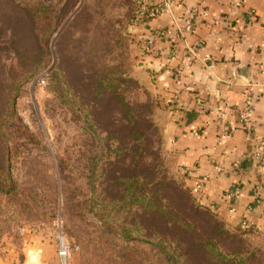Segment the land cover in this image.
<instances>
[{
    "label": "rangeland",
    "instance_id": "rangeland-1",
    "mask_svg": "<svg viewBox=\"0 0 264 264\" xmlns=\"http://www.w3.org/2000/svg\"><path fill=\"white\" fill-rule=\"evenodd\" d=\"M139 1L0 0V175L14 188L0 192V264H59V215L75 245L69 264H169L152 235L182 232L149 206L169 182L187 188L167 156L156 73L132 33ZM31 58L28 69L40 72L12 101L14 74ZM94 69L141 106L137 127L116 105L84 104L79 91ZM231 231L239 238L222 250L243 253L233 263L264 264V238Z\"/></svg>",
    "mask_w": 264,
    "mask_h": 264
},
{
    "label": "crops",
    "instance_id": "crops-1",
    "mask_svg": "<svg viewBox=\"0 0 264 264\" xmlns=\"http://www.w3.org/2000/svg\"><path fill=\"white\" fill-rule=\"evenodd\" d=\"M188 11L194 30L182 36ZM132 33L142 53L155 36L145 67L161 92L172 170L191 190L207 177L200 204L232 230L264 238V157L257 160L259 147L264 154V0H173L172 14Z\"/></svg>",
    "mask_w": 264,
    "mask_h": 264
},
{
    "label": "trees",
    "instance_id": "trees-1",
    "mask_svg": "<svg viewBox=\"0 0 264 264\" xmlns=\"http://www.w3.org/2000/svg\"><path fill=\"white\" fill-rule=\"evenodd\" d=\"M154 49L155 45H146L143 50L147 53H153ZM3 50L5 49L1 44L0 53ZM35 61L31 58L21 62L19 73L16 71L17 73L14 74V77L18 78V80L13 78V84H11L12 95H14L12 101L19 94L21 82L34 77L40 72L39 65L35 69H28L29 63L33 64ZM101 71V69L91 71L88 77L91 81L88 82L87 86H84L83 91H79V94L83 95L81 98L84 99V104L91 105L93 108H96V106L104 107V105H109L110 107L111 105H116L122 109L121 113H123L122 115L127 123V117L130 118L128 125L137 127L139 122H142V119L138 120L137 116L135 119L131 114L136 112L141 106H137L136 108L138 109H134L127 103L124 94L119 91L123 82L118 86L114 79L108 77V70H104L103 74H101ZM85 87L89 93L85 91ZM126 128V126L121 127L119 133ZM112 133L116 135L114 132H109L110 135ZM140 139L136 138L135 140L137 142ZM152 174H154V171H152ZM157 184L159 183L157 182ZM13 189L10 176L7 174L6 176L0 175V192L7 191L9 193ZM161 192L163 195L161 200L166 201L167 205H163L161 200L155 204L151 203L149 206L152 209L151 212L154 217L160 216L167 227L170 225L182 232L181 234L183 235V238L170 240L163 238V235L157 231L152 235L154 238L152 241L153 246L165 254L169 264H234V259L243 254L241 248H239L241 247L240 245L235 250L226 251L227 253L222 250L227 241L237 240L239 236L233 233L231 228L217 217L213 211L208 208L200 210L188 189L184 190L175 183L169 182L166 185V189L163 187ZM138 201L139 199L137 198L135 203Z\"/></svg>",
    "mask_w": 264,
    "mask_h": 264
},
{
    "label": "built area",
    "instance_id": "built-area-1",
    "mask_svg": "<svg viewBox=\"0 0 264 264\" xmlns=\"http://www.w3.org/2000/svg\"><path fill=\"white\" fill-rule=\"evenodd\" d=\"M173 9V0H140L138 9L136 10L134 19L132 20V25L134 27L139 26L143 22L148 20H153L161 17L165 14H172ZM196 15L194 11H188L184 17V24L183 27L179 28L181 31L182 36L185 34H190L194 30V21ZM155 36L159 38H166L168 35L164 31H158ZM155 36H151L147 39V44L149 46L155 45ZM177 36L170 37L169 41L171 44H176ZM176 54V53H175ZM157 56H161V53L157 54ZM191 63V62H189ZM42 84H45L44 80H41ZM177 99V97H175ZM244 122L247 126H251V122L249 120L248 112L244 114ZM263 146L258 148L257 151V160H263ZM222 172V169L219 170ZM179 173L182 175L187 174V170L185 168H181ZM208 181L207 177H203L193 188L190 189L191 194L193 195L195 202L199 205L200 200L198 198V194L204 189L206 183ZM56 229L54 232L55 244L57 248V257L59 259V264H69L74 252H75V245L72 244L64 229V222L61 218V215L58 216L55 223ZM247 223H243V228H246Z\"/></svg>",
    "mask_w": 264,
    "mask_h": 264
}]
</instances>
